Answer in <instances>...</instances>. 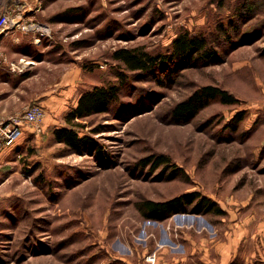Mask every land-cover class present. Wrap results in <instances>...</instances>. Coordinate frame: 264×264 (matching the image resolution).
Masks as SVG:
<instances>
[{"label":"rangeland","instance_id":"obj_1","mask_svg":"<svg viewBox=\"0 0 264 264\" xmlns=\"http://www.w3.org/2000/svg\"><path fill=\"white\" fill-rule=\"evenodd\" d=\"M52 6L39 19V40L26 48L42 75L4 77L0 90L19 107L0 115L20 114L41 90L60 96L74 87L58 107L45 109L51 123L45 119L37 130L21 122L13 146L0 153V264H203V247L214 252L240 226V211L264 198V0ZM184 32L204 37L215 55L168 60L172 40ZM119 48H138L156 63L129 70L112 57ZM110 84L120 88L118 101L76 127L101 150L77 153L55 142L52 131L67 125L79 94ZM206 84L236 103L212 101L189 122H175L174 105ZM160 155L166 162L154 165ZM193 191L223 213L143 212L145 200Z\"/></svg>","mask_w":264,"mask_h":264},{"label":"trees","instance_id":"obj_2","mask_svg":"<svg viewBox=\"0 0 264 264\" xmlns=\"http://www.w3.org/2000/svg\"><path fill=\"white\" fill-rule=\"evenodd\" d=\"M196 54L193 58V55ZM215 55V50L208 47L206 39L199 35L184 32L177 35L171 42V53L168 60L179 62L205 60ZM115 60L123 62L129 70H150L157 58L149 56L138 48H119L112 53ZM166 59V57H163ZM164 60H160V64ZM120 88L117 84L95 85L84 89L78 96L77 103L64 116L66 126L56 127L52 131L53 140L62 143L77 153L87 149L101 150L96 140L89 135H81L76 127H83L80 120L88 116L106 113L118 101ZM212 101L223 104L236 103L237 99L227 90L212 84L203 85L191 92L185 99L177 102L171 110V117L175 122L186 123ZM240 114H235V118ZM232 118V119H233ZM241 119V118H239ZM166 162L162 155L158 156L154 165ZM191 206V209L189 207ZM143 212L150 218H160L173 213H187L192 210H204L215 214L223 213L212 200L199 192H185L164 201L145 200L142 204Z\"/></svg>","mask_w":264,"mask_h":264},{"label":"crops","instance_id":"obj_3","mask_svg":"<svg viewBox=\"0 0 264 264\" xmlns=\"http://www.w3.org/2000/svg\"><path fill=\"white\" fill-rule=\"evenodd\" d=\"M56 1L58 0H0V14L8 13L11 21L8 28L0 30V52L6 55L8 62L17 66L24 65L23 71L19 73L11 72L8 64H1L0 81L4 77L26 75L28 71L30 73L34 70V75H42V67L27 58L26 48L39 40L38 35H41L38 30L41 26L39 19L53 9L52 4ZM24 25L27 26L26 29L21 28ZM73 87L74 84H71L67 89L62 88L59 91L62 92L60 96L57 94L44 95L49 92L41 90L37 100L44 109L50 110L52 107H58L62 102L61 99H67L68 92ZM16 107H19L18 104L13 103L5 92L0 90V109ZM45 119L46 123H51L47 115L44 121ZM251 205L247 211H240L238 217L240 226L234 228L233 234L227 241H220L221 243L213 248L214 252H206L203 247L201 258L203 264H213L211 262L215 258L218 260L217 264H233V262L234 264H264V198L252 201ZM246 216L248 217L244 219ZM243 222L247 224L243 225ZM247 225L248 230L245 228ZM202 244V246L207 244L205 238L202 239Z\"/></svg>","mask_w":264,"mask_h":264},{"label":"built area","instance_id":"obj_4","mask_svg":"<svg viewBox=\"0 0 264 264\" xmlns=\"http://www.w3.org/2000/svg\"><path fill=\"white\" fill-rule=\"evenodd\" d=\"M10 18L8 13L3 12L0 14V30L8 28L10 25ZM22 29H26L27 26H21ZM8 64V68L11 72H22L24 65L17 66L12 62H8L6 55L0 52V65ZM45 118V109L38 103H31L26 105L18 115H11L4 119L0 115V153L2 150L13 146L16 138L20 135V123L25 122L32 124L39 130Z\"/></svg>","mask_w":264,"mask_h":264}]
</instances>
